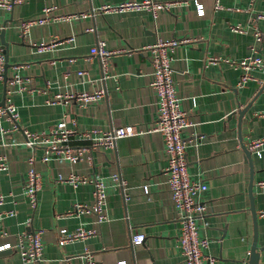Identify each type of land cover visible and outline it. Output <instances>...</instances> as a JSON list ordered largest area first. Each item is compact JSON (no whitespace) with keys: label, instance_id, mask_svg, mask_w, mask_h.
Here are the masks:
<instances>
[{"label":"crops","instance_id":"crops-1","mask_svg":"<svg viewBox=\"0 0 264 264\" xmlns=\"http://www.w3.org/2000/svg\"><path fill=\"white\" fill-rule=\"evenodd\" d=\"M127 1L134 0H27L12 10L0 9V33L9 65L6 74L8 79L15 74L20 79L14 88L6 82L5 89L13 90L19 128L11 129L5 119L0 124L6 132L0 133V157L7 161V169L0 171V245H13L24 231L42 230L41 264H84L80 255L86 250L98 264H184L159 134L121 138L113 148L93 153L91 163L82 160L72 165L55 159L42 162L43 148L26 147L24 131L46 133L62 119L73 121L68 126L79 131L126 125L150 128L156 95L150 87V55L144 48L158 39L191 38L196 41L177 46L170 56L176 95L194 124L183 133L188 175L206 186L199 195L205 214L198 221L199 237L209 241L204 254L214 259L213 264H249L254 237L248 192L252 185L257 264H264V188L258 186L264 181V146L260 155L247 148L251 167L241 147L264 139V72L252 69L251 79L240 87L243 71L235 65L252 55L264 60V42L255 37L257 31L264 36V20L250 19L264 13V0H220L219 10H214V0H155L180 3L159 12L155 19L147 11L100 10ZM195 2L203 6L202 16L197 15ZM54 6L57 17L87 16L35 25L22 40L19 21L35 19L45 7ZM235 26L243 33L233 32ZM52 40L59 44L49 51H35L33 44ZM101 40L107 50L120 51L110 57L106 78L99 58L90 54ZM82 71L84 77L78 75ZM3 86L2 81L0 102ZM95 91L104 93L95 103L49 102L56 94ZM80 144L85 143L73 141ZM30 157L40 175L35 210L30 209L24 192ZM71 174L102 178L108 221L96 226L94 236L60 247V229L93 227V217L65 215L74 203L92 202V184L74 187L58 180ZM112 175L124 186L114 182ZM134 234L144 235L142 244H132ZM0 264L22 263L16 250L6 249L0 251Z\"/></svg>","mask_w":264,"mask_h":264},{"label":"built area","instance_id":"built-area-1","mask_svg":"<svg viewBox=\"0 0 264 264\" xmlns=\"http://www.w3.org/2000/svg\"><path fill=\"white\" fill-rule=\"evenodd\" d=\"M27 0H0V9L12 10L15 6L22 5ZM186 4V3H184ZM195 4L196 13L199 16L204 14L203 6L197 2ZM187 5V4H186ZM175 6H180V3H160L155 0H134L121 3L118 6H104L101 11L124 13L128 11H147L155 19L157 14L161 11H169ZM214 10L222 9L220 0H214ZM56 7H45L42 14L29 20H20L18 23L19 34L21 39H26L29 30L35 25H42L52 19L69 20L71 18L79 19L87 15H68L57 17L55 15ZM252 21L264 20V13H257L250 18ZM235 33H243L240 26L232 27ZM257 41L264 42V36L260 32L255 33ZM195 39L182 38L179 40H161L158 39L156 43L148 45L144 49L149 52V60L153 69L150 87L156 95V115L153 124L146 130L138 129L132 125L120 126L111 130L89 129L86 131H79L74 127H69L68 123L73 124V121L62 119L57 122L46 133H28L24 131L26 147L43 148V156L41 161L47 163L51 159L59 160L60 162H69L72 165L86 160L89 163L92 161V155L101 149L113 148L116 141L129 136H143L145 134L157 133L162 137L164 143V150L167 159V166L165 173L167 176V185L170 197L173 203V208L177 212L180 230L178 235V246L183 257L184 264H213L214 259L204 254V250L208 247L209 241L201 238L198 235V221L202 220L205 214V206L199 200V195L206 189L203 183L192 181L189 178L186 161L187 143L183 138V133L186 129L194 126L190 121L186 111L181 106V100L176 95L172 78V58L170 54L179 45L189 44L195 42ZM58 40H52L49 43L33 44L35 51L41 53L49 51L58 45ZM120 51H109L106 49L105 41H98V43L90 49L91 55H96L99 58L101 71L103 77L109 75L110 57ZM228 62V61H227ZM237 67L242 69L239 86H243L251 79L250 71L252 69H259L264 72V60L258 55H252L235 63ZM5 66L4 54L0 50V82L3 81V73ZM18 68V67H16ZM80 77H84V71L79 72ZM9 87L14 88L19 84V76L13 75L7 79ZM13 90H6L3 104L0 102V124L3 119L11 124V129L17 130L18 113L15 105L11 100ZM102 91H95L93 93H77V94H56L49 102L51 104L67 103L70 100L79 102L80 105L88 103H95L103 97ZM69 121V122H68ZM2 136L6 133L0 127ZM80 141L85 144L73 145V141ZM264 146V139L247 143V148L260 155L261 149ZM29 170L27 172V179L24 183V192L28 200L31 210H35L38 200L37 193L40 190V175L34 166V159L30 157L27 160ZM7 169L6 158L0 157V171ZM111 179L120 187L124 183L120 181L117 175H112ZM60 182H68L76 187L78 184L90 183L93 186L92 202L90 204L74 203L66 216H87L93 217L92 225L89 229L78 226L73 231L67 229H60L58 231V245L63 247L75 241H83L89 237L97 234L96 226L108 221L106 215V191L105 184L102 178L97 174L92 176H80L71 174L68 177L60 176ZM259 187L264 188V181L258 184ZM144 192L148 190L145 187ZM3 198L0 196V204ZM11 213H8V216ZM2 235H6L5 232ZM42 230L33 232L24 231L20 233L15 243H4L0 245V251L6 249H14L19 254L22 264H41V256L43 251ZM132 244L140 245L144 241V235L134 234L132 236ZM84 264H98L91 251H85L80 255ZM116 264H125L124 261H119Z\"/></svg>","mask_w":264,"mask_h":264},{"label":"water","instance_id":"water-1","mask_svg":"<svg viewBox=\"0 0 264 264\" xmlns=\"http://www.w3.org/2000/svg\"><path fill=\"white\" fill-rule=\"evenodd\" d=\"M0 39H1V44H2V45H0V50L4 54V60H5V66H4L5 70L3 73V84H4V86H3V91H4L3 92V100H4V96H5V92H6L5 91L6 82L8 79L6 71H7V68L9 65H8V58H7V45L3 41V33L2 32L0 33ZM3 100L1 102V104H3ZM241 147L245 153L246 160L249 162L250 167H251V160H252L251 152L243 144L241 145ZM248 192H249V198H250V212H251L252 219H253V229H254V237H253V242H252V246H251V250H250L249 264H257L258 258H259V253L257 251V245H256V213H255L254 205H253L252 185L249 187Z\"/></svg>","mask_w":264,"mask_h":264}]
</instances>
